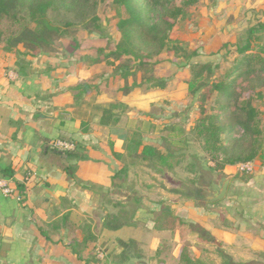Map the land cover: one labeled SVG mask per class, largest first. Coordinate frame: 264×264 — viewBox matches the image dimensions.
Returning a JSON list of instances; mask_svg holds the SVG:
<instances>
[{
  "label": "crops",
  "instance_id": "0c3cea01",
  "mask_svg": "<svg viewBox=\"0 0 264 264\" xmlns=\"http://www.w3.org/2000/svg\"><path fill=\"white\" fill-rule=\"evenodd\" d=\"M208 3L210 13L219 9L224 35L264 20V0H208ZM45 55L43 59L38 55L16 63L14 77H0V180H6L11 188L28 181L22 201L16 194L4 196L0 192V259L9 264L38 261L36 252L48 245L57 246L64 239L68 240L66 246L71 242L73 226L81 228V217L87 219L85 224L93 231L95 214L104 213L99 227L107 228V213L114 207L144 208L145 200H140L127 181L131 174L140 178V170L146 168L143 164L147 162L128 157L126 146L139 137L144 145L158 147L142 138L140 126L131 127L132 119L140 121L152 104L174 99L172 93L158 88L149 91L137 88L123 94L120 81H108L107 76L100 81V66L90 63L88 66L84 60L72 62V57L58 61ZM93 68H97L96 72ZM83 86L88 89L83 91ZM111 86H115L114 92L110 91ZM183 90L184 97L185 86ZM260 105L264 123V100ZM102 117L107 118L105 123L101 122ZM54 140L73 142L76 146L73 156L68 158L50 150L49 144ZM235 168L212 173L218 180H212L207 195L213 194L212 187L221 179L229 178L224 198L232 204L207 209L218 208L230 224L221 223L218 227L207 224L206 216L210 213L205 208L198 211L190 207L197 215L192 223L197 225L200 221L203 229V234L194 232V247L205 245L202 248L205 252L209 244H217L219 249L240 245L242 249L236 253L252 260L264 251V167L247 178L233 175L231 171ZM8 169L10 176L4 175ZM118 194L128 199L118 202L114 199ZM170 210L182 221L175 230L190 224L184 216ZM63 216L66 221L61 222L58 233L52 232L51 227ZM117 228L112 234L129 226ZM205 234L208 239L202 237ZM98 242L97 236V241L89 243L87 249L96 247ZM70 255L75 260L71 252Z\"/></svg>",
  "mask_w": 264,
  "mask_h": 264
},
{
  "label": "trees",
  "instance_id": "16d2710c",
  "mask_svg": "<svg viewBox=\"0 0 264 264\" xmlns=\"http://www.w3.org/2000/svg\"><path fill=\"white\" fill-rule=\"evenodd\" d=\"M105 0H0V44L6 51L20 50L30 57L52 54L55 43L66 37L70 30L82 28L87 34L105 37L104 27L97 12ZM201 0H110L117 12L116 27L120 38L114 49H97L91 65L109 69L112 82L120 81L121 92L130 93L151 81L152 87L165 89L164 78L149 73L160 63L158 58L167 48L182 59L187 77L183 83L185 97L195 105L196 114L188 126V133L199 144L201 158L211 173H223L226 167L252 163L251 177L264 167V123L259 107L264 100V20L237 30L232 40L222 45L220 59L197 60V50L173 46L169 48L168 33L177 22L187 19ZM214 55H219L215 52ZM69 57H72L69 55ZM155 59V60H154ZM225 64V66H223ZM224 67V68H223ZM223 69V70H222ZM88 87L83 86V91ZM107 118L102 117L105 123ZM173 130V129H172ZM239 130L242 136H233ZM131 159H140L159 168L171 169V153L150 145L138 138L126 146ZM74 152L64 153L72 157ZM209 163L212 166H209ZM10 169L4 175L10 176ZM68 170V169H67ZM28 181L13 188L19 201L24 198ZM18 194V195H17ZM51 227L58 233L61 222ZM182 221L164 209L153 220V229L173 231ZM71 242L66 246L75 260L82 264L97 262V256L87 251L97 236L89 225L73 228ZM100 260V259H99ZM177 264H203L192 259L186 247L182 248Z\"/></svg>",
  "mask_w": 264,
  "mask_h": 264
},
{
  "label": "rangeland",
  "instance_id": "374dc122",
  "mask_svg": "<svg viewBox=\"0 0 264 264\" xmlns=\"http://www.w3.org/2000/svg\"><path fill=\"white\" fill-rule=\"evenodd\" d=\"M109 2L110 0H105L97 12L104 27L105 37H99V34L89 35L82 28L72 29L66 37L55 43L57 51L47 55V58L62 61L71 55L72 62L84 60L89 66V60L97 57V49L113 50L120 38L116 27L119 18L117 12L111 9ZM209 8L208 0H201L191 10L187 19L172 26L168 33L169 48L177 46L188 51L195 49L198 54L195 61L217 62L220 54L223 53V51L220 52L222 45L232 40L234 32L232 29L224 35V26L219 20L221 16L219 9L210 13ZM166 49L156 58L161 60L160 63L149 68L151 69L149 75L154 78H164L167 85L162 90L168 94L172 93L174 99L169 102L160 100L152 104L148 113L141 116L140 121L132 119L131 127L140 126L142 138L146 142L161 148L164 152L171 153L172 168L168 170L146 163L143 164L146 168L140 170L142 173L140 178L137 174H131L127 182L131 190H135L138 194L140 200H145L146 206L139 208L140 211H136L138 208L134 206H126L125 209L114 207L115 210L107 213V228L99 227V219L104 213L95 214L91 225H94L93 232L98 236L99 242L96 247L89 245L87 251L97 256V262L93 264H177L180 250L184 247L190 251L194 259L198 258L203 264H264V251L251 260L246 255L241 257V254L236 253V250L242 249L240 245H226L225 249H219L217 244H209L205 252L202 249L205 245L197 244L198 247H194V232L199 231V234H203L202 223L197 219H195L198 221L197 225L192 223V218L197 217L195 210L205 208L207 214L210 213L206 216L207 224L211 223L218 227L221 223L229 222L226 220V215L220 213L215 207L208 211L207 206H223L226 203L232 204V201L226 198L215 204L204 201L209 194L212 180L218 179L207 170L201 158L199 144L188 133V126L196 114V108L195 105L190 104L188 98L183 97V81L188 75L186 68L183 67L182 59L176 56L172 49L171 51ZM215 52H219V55L215 56ZM20 54L17 56L14 51H6L5 44H0V77L9 75L14 77L12 73L16 63L31 59L29 53L25 51L20 50ZM39 56L43 59L46 55ZM93 69L92 71L96 72L97 68ZM109 73V69H102V66L98 68L100 81H103L102 78L105 79L106 76L110 81ZM153 82L145 84L141 90L157 89L152 87ZM110 91L114 92L115 86H111ZM233 136L240 138L242 132L236 130ZM231 172L237 177L249 176V174L239 173L236 168ZM118 195L120 196L114 197L118 202L128 199L127 196L123 199L121 194ZM159 202L161 204L155 207L154 204ZM190 207L195 210L193 211ZM153 208L155 210L151 211ZM165 208L173 209L180 216H184L190 224L171 232H155L152 229L153 220L160 210ZM77 218L72 217L78 221ZM80 219L83 220L80 226L86 225L87 219L84 217ZM124 225L129 228L122 229L123 232L119 231L118 234H112L118 229L117 227ZM207 236L202 235L208 239ZM67 242L68 240L64 239L57 246L48 245V249L42 248L34 254L39 260H31L27 264H82L72 258L69 249L65 246ZM0 264L9 263L0 259Z\"/></svg>",
  "mask_w": 264,
  "mask_h": 264
},
{
  "label": "built area",
  "instance_id": "2783aa9c",
  "mask_svg": "<svg viewBox=\"0 0 264 264\" xmlns=\"http://www.w3.org/2000/svg\"><path fill=\"white\" fill-rule=\"evenodd\" d=\"M49 149L52 150L53 152H60L64 154V153L74 152L76 146L71 141L54 140L49 144ZM253 167L254 166L252 163H245V164H238L236 166V169L239 173L248 174L253 170ZM0 192L4 196H11L14 193V190L8 185L6 180H0Z\"/></svg>",
  "mask_w": 264,
  "mask_h": 264
},
{
  "label": "water",
  "instance_id": "95a60500",
  "mask_svg": "<svg viewBox=\"0 0 264 264\" xmlns=\"http://www.w3.org/2000/svg\"><path fill=\"white\" fill-rule=\"evenodd\" d=\"M54 153L58 155H63L60 152H54ZM228 182H229V178L221 179L217 185H214L212 187L213 194L205 197L204 201L208 203H216L223 200L226 195Z\"/></svg>",
  "mask_w": 264,
  "mask_h": 264
}]
</instances>
